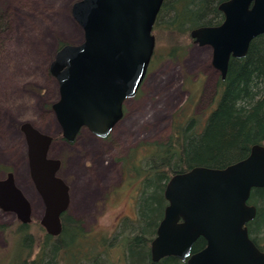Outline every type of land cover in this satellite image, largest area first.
<instances>
[{
    "label": "water",
    "instance_id": "95a60500",
    "mask_svg": "<svg viewBox=\"0 0 264 264\" xmlns=\"http://www.w3.org/2000/svg\"><path fill=\"white\" fill-rule=\"evenodd\" d=\"M165 0H78L71 14L83 29L79 44L60 47L49 71L59 84L52 104L62 138L75 142L83 129L106 139L124 118V105L137 96L156 49L153 33ZM224 21L192 30L195 44L212 48V65L226 79L229 62L247 56L254 38L264 35V0H227L218 6ZM27 141L29 174L44 201L41 225L62 234L61 217L70 205V187L59 176L62 163L50 158L53 137L31 122L21 125ZM264 187V144L225 168L193 166L174 174L165 187L168 206L151 242V259L175 256L187 264H264V250L249 235L257 216L252 190ZM0 208L24 224L33 210L15 176L0 178ZM199 238L205 248L194 251Z\"/></svg>",
    "mask_w": 264,
    "mask_h": 264
},
{
    "label": "rangeland",
    "instance_id": "374dc122",
    "mask_svg": "<svg viewBox=\"0 0 264 264\" xmlns=\"http://www.w3.org/2000/svg\"><path fill=\"white\" fill-rule=\"evenodd\" d=\"M76 1L0 0V14L8 20L7 32L0 34V176L7 171L14 174L17 186L32 205V221L41 223L44 201L29 174L27 141L21 125L29 121L53 137L49 156L61 161L58 174L70 187L67 212L83 222L86 232V242L74 249L79 263L88 264L82 259L83 252L96 244L100 251L109 253L113 264H124L119 244L122 223L137 219L142 182L135 175V164L127 173L121 158L133 148L166 142L177 121L186 125L195 118L200 132L219 101L221 76L212 65L210 46L185 41L182 57L173 60L168 55V37L163 35L156 41L145 82L137 96L125 102V117L109 139L96 138L86 128L73 143L61 140V128L52 109L60 98L59 84L49 66L61 46L83 40V29L71 14ZM145 146L148 154L150 149ZM140 153L136 161L142 157ZM83 185L86 195L76 194ZM37 201L41 205L39 213L35 210ZM16 220L13 212L0 208V223L10 225ZM12 242L0 232L2 256L10 252Z\"/></svg>",
    "mask_w": 264,
    "mask_h": 264
},
{
    "label": "trees",
    "instance_id": "16d2710c",
    "mask_svg": "<svg viewBox=\"0 0 264 264\" xmlns=\"http://www.w3.org/2000/svg\"><path fill=\"white\" fill-rule=\"evenodd\" d=\"M224 1L227 0H165L153 29L156 41L166 35L171 46L169 57L180 59L186 49L184 42L193 41L192 30L218 26L224 21L218 7ZM3 17L1 13V35L8 29V20ZM229 64L226 79L220 77L217 85L219 101L200 132L195 118L186 125L177 121L166 142L144 145L150 149L148 154L142 146L121 158L127 173L132 172L135 164V175L142 182L137 219L122 223L119 244L124 264H187L172 255L157 263L151 259V242L168 206L164 193L168 180L193 166L225 168L247 158L253 145L264 144V35L254 38L247 56L232 57ZM140 152L142 157L136 161L135 156ZM249 203L258 212L248 224L249 235L264 250V187L252 190ZM61 220L63 232L56 237L49 235L40 222L0 223V232L13 239L10 252L3 256L0 253V264L5 258H8L6 264H80L74 249L86 242L83 222L68 212ZM102 242L105 244L106 238ZM205 245L206 240L199 238L193 249L200 251ZM98 247L92 244L88 252H83L82 259L88 264H113L109 253Z\"/></svg>",
    "mask_w": 264,
    "mask_h": 264
},
{
    "label": "bare ground",
    "instance_id": "6f19581e",
    "mask_svg": "<svg viewBox=\"0 0 264 264\" xmlns=\"http://www.w3.org/2000/svg\"><path fill=\"white\" fill-rule=\"evenodd\" d=\"M72 28V27H71ZM69 32V31H68ZM82 181V180H81ZM91 187V186H90ZM76 191V194L77 193H82V195H84V193H85V187H84V185L83 186H81V187H78V192H77V190H75ZM87 191V190H86ZM92 191V190H91ZM29 193H30V191H29ZM32 194V193H31ZM85 195H86V193H85ZM32 196H33V194H32ZM77 196V195H76ZM78 197V196H77ZM76 197V198H77ZM34 198V197H33ZM35 210L39 213L40 211H41V205H40V203L37 201L36 202V208H35Z\"/></svg>",
    "mask_w": 264,
    "mask_h": 264
},
{
    "label": "flooded vegetation",
    "instance_id": "af4514ba",
    "mask_svg": "<svg viewBox=\"0 0 264 264\" xmlns=\"http://www.w3.org/2000/svg\"><path fill=\"white\" fill-rule=\"evenodd\" d=\"M50 72V71H49ZM125 113V112H124ZM125 117V116H124ZM123 120V119H122ZM115 129V128H114ZM112 133V132H111ZM61 135V134H60ZM111 135V134H110ZM109 135V136H110ZM96 137V136H95ZM97 138V137H96ZM99 138V137H98ZM61 140H65L64 138H60ZM103 139V138H102ZM106 139H109V137H107ZM67 141V140H66ZM11 171H7V173L4 176H0L1 179H6L8 177V173ZM16 179V178H15ZM15 214V213H14ZM16 215V214H15ZM17 218V216H16ZM250 224V223H249Z\"/></svg>",
    "mask_w": 264,
    "mask_h": 264
}]
</instances>
